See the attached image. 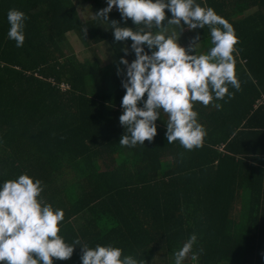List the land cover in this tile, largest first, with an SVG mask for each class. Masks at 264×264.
Listing matches in <instances>:
<instances>
[{
  "label": "trees",
  "instance_id": "trees-1",
  "mask_svg": "<svg viewBox=\"0 0 264 264\" xmlns=\"http://www.w3.org/2000/svg\"><path fill=\"white\" fill-rule=\"evenodd\" d=\"M196 2L233 26L240 87L228 91L244 89L251 109L264 95V0ZM80 5L107 6L106 0H0V183L20 174L39 179L44 202L64 212L58 234L69 244L112 245L140 264H174V253L195 234L183 264H264V158L257 150L243 153L247 127L226 126L225 109L211 106L223 105L217 99L207 106L197 101L193 110L206 131L200 147L167 143L162 111L151 141L122 146L126 69L119 61L135 56L130 38L115 41L110 22L143 25L123 20L118 10L106 21H83ZM9 9L27 17L22 47L7 36ZM165 13L164 23L171 17ZM184 30L199 33L207 53L208 27ZM72 36L90 50L89 59H78ZM99 45L110 49L109 66ZM81 255L76 245L69 259L53 264H81Z\"/></svg>",
  "mask_w": 264,
  "mask_h": 264
},
{
  "label": "clouds",
  "instance_id": "clouds-1",
  "mask_svg": "<svg viewBox=\"0 0 264 264\" xmlns=\"http://www.w3.org/2000/svg\"><path fill=\"white\" fill-rule=\"evenodd\" d=\"M106 5L94 16L106 21L115 6L123 20L131 18L134 26L143 25L134 29L116 20L110 22L115 41L130 38L135 56L131 62L124 57L119 61L126 69L119 116L124 132L119 143L135 146L151 141L157 134L155 122L162 111L168 117L167 143L179 141L187 150L200 147L206 131L198 122L193 102L207 106L213 99H224L226 94L231 98L229 85L236 90L240 87L233 56L238 38L233 26L212 7L201 6L196 0H106ZM165 9L171 14L166 23ZM26 19L18 9L7 13V36L16 47L23 46ZM173 25L179 33L170 30ZM205 26L212 44L207 53L197 54L199 33L187 48L180 45L183 27L195 30ZM153 28L156 31L146 30ZM122 50L127 54L128 49ZM214 106L221 107L219 103ZM42 191V182L28 174L0 183V264H53V258L69 259L76 245L82 250L81 264H140L130 255L122 257V250L112 245L89 247L80 245L79 240L66 243L58 234L64 212L44 202ZM196 239L195 234L190 235L174 253V264H183Z\"/></svg>",
  "mask_w": 264,
  "mask_h": 264
},
{
  "label": "crops",
  "instance_id": "crops-1",
  "mask_svg": "<svg viewBox=\"0 0 264 264\" xmlns=\"http://www.w3.org/2000/svg\"><path fill=\"white\" fill-rule=\"evenodd\" d=\"M189 43L190 41L184 47H187ZM202 47L203 44L200 42L197 47V54H204ZM242 81L246 83V80ZM232 93L231 98L226 96L225 100H218L223 104L221 109L224 108L227 114L226 119L223 121L226 126H233L242 121L243 126L247 127L245 128L246 135L242 140L243 153L257 150L259 158H264V109L261 108V105L264 104V95H262V100L250 109L251 100L245 95L244 89ZM211 106L212 108L215 107L214 105ZM248 109L252 110L251 113H247Z\"/></svg>",
  "mask_w": 264,
  "mask_h": 264
},
{
  "label": "rangeland",
  "instance_id": "rangeland-1",
  "mask_svg": "<svg viewBox=\"0 0 264 264\" xmlns=\"http://www.w3.org/2000/svg\"><path fill=\"white\" fill-rule=\"evenodd\" d=\"M80 13H81V17H82V20L83 21H86V20H91V19H95L97 17H95L94 15L98 12V10H96L95 8L93 7H90L89 5H80L78 7ZM112 10H117L115 6H113V9ZM111 10V11H112ZM172 29H175L177 32L179 30V28L175 25H173L171 27V30ZM188 31V30H187ZM186 30L182 31V33H185L186 34V40L187 41H183L181 42L179 40V43L181 46H184L187 42H191L192 40V35L187 33ZM180 34V36H181ZM71 45H72V48H74V52L75 54L77 55L78 59H80L81 61H84L85 59H89V57H91V52L90 50H88L87 48H85L81 42V40L79 39V37L77 36H72L71 37ZM97 53L99 54L100 58L102 59L103 61V65L104 66H109L112 62V56H111V52H110V49L108 47H106L105 45H99L98 47L95 48ZM198 53V52H197Z\"/></svg>",
  "mask_w": 264,
  "mask_h": 264
}]
</instances>
